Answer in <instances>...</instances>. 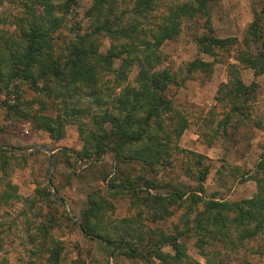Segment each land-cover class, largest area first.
I'll return each mask as SVG.
<instances>
[{
    "label": "trees",
    "instance_id": "obj_1",
    "mask_svg": "<svg viewBox=\"0 0 264 264\" xmlns=\"http://www.w3.org/2000/svg\"><path fill=\"white\" fill-rule=\"evenodd\" d=\"M4 1L15 13L0 17L1 110L53 141L63 138L67 124L75 125L81 142L71 152L75 162L103 167L110 154V170L101 175L106 192L138 209L131 218L103 220L109 204L92 191L79 212L81 231L106 243L105 254L114 260L199 264L186 253L188 240L203 264H264V140L251 176L254 194L234 202L206 198L208 167L201 162L206 158L177 146L188 120L167 96L185 80L208 81L214 64L223 63L225 81L196 126L199 142L210 147L216 139L243 141L250 122L264 139V125L250 114L257 85L244 84L240 76L242 69L253 77L264 74V0L253 3L240 40L215 36L210 17L215 0H90L85 28L66 26L77 0H0V5ZM183 28L197 56L211 62L195 57L175 71L161 67V47ZM103 39L108 47L102 53ZM5 153L0 150V204L16 197L6 178ZM185 154L194 161L181 166L179 156L189 161ZM177 162L192 186L165 176ZM193 165L199 169L193 171ZM37 193L50 196L46 188ZM182 207L170 233L142 224L165 222ZM53 248L47 261L58 264L59 248Z\"/></svg>",
    "mask_w": 264,
    "mask_h": 264
},
{
    "label": "rangeland",
    "instance_id": "obj_2",
    "mask_svg": "<svg viewBox=\"0 0 264 264\" xmlns=\"http://www.w3.org/2000/svg\"><path fill=\"white\" fill-rule=\"evenodd\" d=\"M89 2L90 0H77L73 13L65 17L67 27H86L83 12ZM253 3L256 0H215L210 10L215 36L240 40L252 20ZM13 13L14 5L7 4L6 1L0 5V17ZM101 42L100 52L103 53L108 42L104 39ZM161 54V67L173 71L195 57L208 62L212 60L206 56H197L196 48L185 28L176 40L161 47ZM223 58L221 57L222 60ZM134 75L135 70L132 69L128 80L131 81ZM240 76L244 83L253 81L257 85L250 114L264 125V74L253 77L251 71L242 69ZM207 80H185L181 86L167 90V96L174 105L185 111L188 120L177 146L206 158L201 160L202 166L208 167L202 183L204 197H216L228 202L250 198L255 192V182L251 176L261 153L259 146L264 140L262 133L254 130L250 122V129L244 132L243 141L231 140L224 143L216 139L209 148L201 144L196 135V126L199 118L206 116V112L214 106L216 88L220 82L225 81L224 64L215 63ZM31 96L29 92L25 93V97ZM219 113L220 108H215L213 120L219 119ZM80 146L75 125L67 124L63 138L53 141L29 121L5 116L0 107V150L6 151L4 156L7 165L4 170L16 195L0 204V264H49L47 258L49 250L54 249V244L59 248L58 264H141L123 257L114 260L105 254L103 246L106 243L80 232L79 212L85 204L86 195L92 191L109 204L103 220L131 218L138 211L129 204L127 198H113L106 192L101 175L109 172L111 155L107 154L103 158V167H86L76 163L71 154L78 151ZM185 156L189 161L184 159V155L178 157L181 166L185 163L191 165L194 157L187 154ZM177 164L179 163L166 169L165 176L169 179L178 177L180 183L192 186L193 181L189 182L181 176ZM197 169L199 167L192 166L193 171ZM40 188H46L50 196L41 197L37 193ZM183 211L182 207L160 224L142 223L143 219L140 220L144 226L170 233ZM101 224L110 231L107 223ZM260 243L264 244V239ZM185 246L191 261L203 264V260L191 247V242L187 240ZM163 251L168 252V249L164 248Z\"/></svg>",
    "mask_w": 264,
    "mask_h": 264
},
{
    "label": "water",
    "instance_id": "obj_3",
    "mask_svg": "<svg viewBox=\"0 0 264 264\" xmlns=\"http://www.w3.org/2000/svg\"><path fill=\"white\" fill-rule=\"evenodd\" d=\"M78 228H79L80 232H81V233H83V232L81 231V227H80V226H78ZM83 234H85V233H83ZM96 240H98V239L96 238Z\"/></svg>",
    "mask_w": 264,
    "mask_h": 264
},
{
    "label": "crops",
    "instance_id": "obj_4",
    "mask_svg": "<svg viewBox=\"0 0 264 264\" xmlns=\"http://www.w3.org/2000/svg\"><path fill=\"white\" fill-rule=\"evenodd\" d=\"M240 71H242V70H240ZM249 71H250V70H249ZM251 74H252V72H251ZM222 82H223V81H222ZM251 82H252V81H251ZM243 83H244V82H243ZM249 83H250V82H249ZM249 83H244V84H246V85H247V84H249ZM207 148H209V147H207Z\"/></svg>",
    "mask_w": 264,
    "mask_h": 264
}]
</instances>
